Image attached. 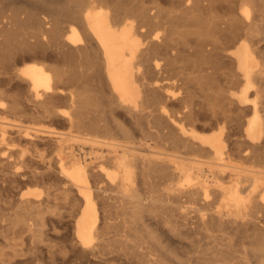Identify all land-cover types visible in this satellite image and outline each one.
Here are the masks:
<instances>
[{"label":"bare ground","instance_id":"obj_1","mask_svg":"<svg viewBox=\"0 0 264 264\" xmlns=\"http://www.w3.org/2000/svg\"><path fill=\"white\" fill-rule=\"evenodd\" d=\"M0 264H264V0H0Z\"/></svg>","mask_w":264,"mask_h":264},{"label":"rangeland","instance_id":"obj_2","mask_svg":"<svg viewBox=\"0 0 264 264\" xmlns=\"http://www.w3.org/2000/svg\"><path fill=\"white\" fill-rule=\"evenodd\" d=\"M47 183V182H46ZM48 183H50V185H51V182L50 181H48ZM49 185V184H48ZM47 185V186H48ZM49 185V186H50ZM48 186V187H49ZM46 184H39V185H36V186H34V185H31V184H29V186L27 185V186H24V188H22V192H27V191H30V190H37V191H39V192H45V190H46ZM19 190V189H18Z\"/></svg>","mask_w":264,"mask_h":264}]
</instances>
